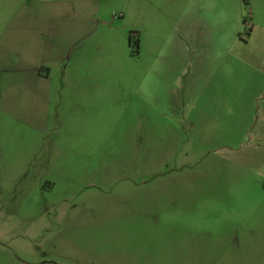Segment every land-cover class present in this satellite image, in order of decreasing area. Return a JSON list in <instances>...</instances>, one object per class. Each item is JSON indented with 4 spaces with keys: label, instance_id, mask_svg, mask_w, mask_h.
<instances>
[{
    "label": "crops",
    "instance_id": "0c3cea01",
    "mask_svg": "<svg viewBox=\"0 0 264 264\" xmlns=\"http://www.w3.org/2000/svg\"><path fill=\"white\" fill-rule=\"evenodd\" d=\"M159 32L177 37V48L156 54L164 83L152 93L156 105L164 108L167 100L177 111L202 104L196 123L226 138L212 143L213 151L232 154L223 163L255 169L251 176L213 178L204 195L264 198V0H0L2 163L32 160L38 138L50 131L55 144L67 146L65 137L94 127L123 100L127 115L148 116L151 66L144 56L155 50L143 41ZM247 120L256 121L252 147L242 142ZM222 239L225 246L245 242L240 230ZM251 241L263 245L264 234L254 232ZM9 244L0 241V264L17 256Z\"/></svg>",
    "mask_w": 264,
    "mask_h": 264
},
{
    "label": "rangeland",
    "instance_id": "374dc122",
    "mask_svg": "<svg viewBox=\"0 0 264 264\" xmlns=\"http://www.w3.org/2000/svg\"><path fill=\"white\" fill-rule=\"evenodd\" d=\"M143 47L155 50L144 56L148 116L127 115L123 100L94 127L65 137L67 146L50 131L38 138L32 160L0 158V241L12 242L8 251L17 255L5 264H264V244L251 241L254 232L264 234V198L204 195L213 178L255 169L223 163L232 154L213 151L226 138L196 123L202 104L175 111L167 100L164 108L154 102L164 84L156 54L177 48V37L151 34ZM255 123L247 120L246 146L255 145ZM239 230L243 245L225 246L222 234Z\"/></svg>",
    "mask_w": 264,
    "mask_h": 264
},
{
    "label": "trees",
    "instance_id": "16d2710c",
    "mask_svg": "<svg viewBox=\"0 0 264 264\" xmlns=\"http://www.w3.org/2000/svg\"><path fill=\"white\" fill-rule=\"evenodd\" d=\"M244 26H245V30L247 31L246 36H249V34L251 32V28L248 27L247 20L244 21ZM129 41H130L129 44L131 45V47L137 49V47L139 45V41L137 39H135L134 37H131Z\"/></svg>",
    "mask_w": 264,
    "mask_h": 264
}]
</instances>
